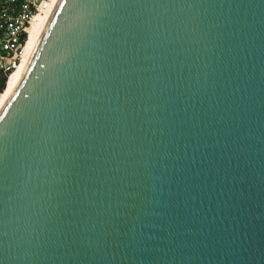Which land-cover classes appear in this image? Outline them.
<instances>
[{
    "label": "water",
    "instance_id": "1",
    "mask_svg": "<svg viewBox=\"0 0 264 264\" xmlns=\"http://www.w3.org/2000/svg\"><path fill=\"white\" fill-rule=\"evenodd\" d=\"M0 264H264V0H60L0 110Z\"/></svg>",
    "mask_w": 264,
    "mask_h": 264
},
{
    "label": "built area",
    "instance_id": "2",
    "mask_svg": "<svg viewBox=\"0 0 264 264\" xmlns=\"http://www.w3.org/2000/svg\"><path fill=\"white\" fill-rule=\"evenodd\" d=\"M59 1L0 0V72L7 79L24 59L34 22L49 20Z\"/></svg>",
    "mask_w": 264,
    "mask_h": 264
},
{
    "label": "bare ground",
    "instance_id": "3",
    "mask_svg": "<svg viewBox=\"0 0 264 264\" xmlns=\"http://www.w3.org/2000/svg\"><path fill=\"white\" fill-rule=\"evenodd\" d=\"M50 19L46 18H39L36 22H34L31 30H30V39L27 45L26 54L21 65L14 71L7 79L6 88L2 94H0V110L2 109L3 105L7 101L8 97L12 93L13 89L19 82L20 78L24 74L25 70L27 69L30 60L35 52V49L41 40Z\"/></svg>",
    "mask_w": 264,
    "mask_h": 264
},
{
    "label": "trees",
    "instance_id": "4",
    "mask_svg": "<svg viewBox=\"0 0 264 264\" xmlns=\"http://www.w3.org/2000/svg\"><path fill=\"white\" fill-rule=\"evenodd\" d=\"M7 75L0 72V94H2L6 88Z\"/></svg>",
    "mask_w": 264,
    "mask_h": 264
},
{
    "label": "rangeland",
    "instance_id": "5",
    "mask_svg": "<svg viewBox=\"0 0 264 264\" xmlns=\"http://www.w3.org/2000/svg\"><path fill=\"white\" fill-rule=\"evenodd\" d=\"M7 82V81H6Z\"/></svg>",
    "mask_w": 264,
    "mask_h": 264
}]
</instances>
